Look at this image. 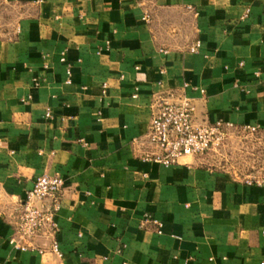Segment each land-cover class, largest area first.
Wrapping results in <instances>:
<instances>
[{
  "label": "crops",
  "instance_id": "crops-1",
  "mask_svg": "<svg viewBox=\"0 0 264 264\" xmlns=\"http://www.w3.org/2000/svg\"><path fill=\"white\" fill-rule=\"evenodd\" d=\"M181 95L196 123L257 125L227 140L264 147V0H0V264L263 260L264 185L215 164V150L141 159L159 99ZM42 174L65 180L61 257L8 243Z\"/></svg>",
  "mask_w": 264,
  "mask_h": 264
},
{
  "label": "built area",
  "instance_id": "built-area-1",
  "mask_svg": "<svg viewBox=\"0 0 264 264\" xmlns=\"http://www.w3.org/2000/svg\"><path fill=\"white\" fill-rule=\"evenodd\" d=\"M142 19L149 22L148 12H144ZM200 43L196 40L190 47L194 52ZM60 62H65L64 53H61ZM242 64V63H240ZM47 65L45 64L44 67ZM66 83L71 82V67L65 66ZM34 86L39 85L38 79H33ZM186 84L183 85L185 87ZM106 93V84L102 85V94ZM30 96H28L29 98ZM195 105L188 97L181 95L174 101L164 98L150 116L146 139L151 149L145 151L141 157L143 161H152L168 167L177 164L184 156L203 155L211 150L218 149L224 144L230 131L242 132L256 136L259 133L257 125H235L231 122L217 120L213 123H196L194 121ZM50 116V111L45 112ZM258 137V136H257ZM261 140V137H258ZM247 185H264V172H248L242 175ZM65 186V180L58 174H42L37 176L32 187L27 191L22 204L14 214V234L9 237L8 243L15 249L35 250L41 254L47 250L61 257L62 252L56 238L58 230L55 214L60 208V194ZM49 200V203H46ZM145 221L155 225L156 232H162V222L145 217ZM49 239L48 248L35 245L33 239L41 234ZM257 264H264V259Z\"/></svg>",
  "mask_w": 264,
  "mask_h": 264
},
{
  "label": "rangeland",
  "instance_id": "rangeland-1",
  "mask_svg": "<svg viewBox=\"0 0 264 264\" xmlns=\"http://www.w3.org/2000/svg\"><path fill=\"white\" fill-rule=\"evenodd\" d=\"M227 139L223 145L215 150V154H212L215 155L213 156L215 164L230 169L235 168L239 170V172L237 171L238 173L241 172L243 174L264 172V147H256L255 145L251 147V145L246 143V138L235 145L233 143L230 144V140Z\"/></svg>",
  "mask_w": 264,
  "mask_h": 264
}]
</instances>
